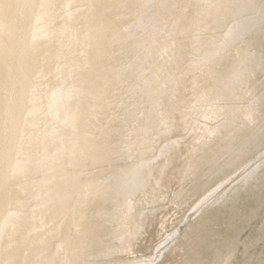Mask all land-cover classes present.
Returning <instances> with one entry per match:
<instances>
[{
  "label": "bare ground",
  "instance_id": "obj_1",
  "mask_svg": "<svg viewBox=\"0 0 264 264\" xmlns=\"http://www.w3.org/2000/svg\"><path fill=\"white\" fill-rule=\"evenodd\" d=\"M0 264H264V0H0Z\"/></svg>",
  "mask_w": 264,
  "mask_h": 264
}]
</instances>
